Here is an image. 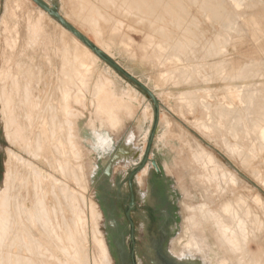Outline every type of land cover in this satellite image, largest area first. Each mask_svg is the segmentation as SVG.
<instances>
[{
  "label": "rangeland",
  "instance_id": "obj_1",
  "mask_svg": "<svg viewBox=\"0 0 264 264\" xmlns=\"http://www.w3.org/2000/svg\"><path fill=\"white\" fill-rule=\"evenodd\" d=\"M8 1L12 4L9 5ZM11 1L0 0V236L8 233L5 236L7 239L19 237L18 242H21L24 236L22 232L24 229L27 231L26 225H28L27 221L24 222L28 220L29 223L30 219L27 213H24L26 210L23 211V206L26 205L25 208H27L26 203L34 199L36 191L33 189H36L37 185V189L40 185L48 189L53 186L59 200L56 221L54 220L52 225V234L57 242L56 252L58 253V256L50 253L54 257V264H93V258L94 264H131L129 256L130 227L125 216L130 196L128 176L143 159L148 137L154 125L153 103L140 87L102 60L59 21L46 11L44 13V10L40 9L32 0H14L15 3ZM43 1L54 7L64 18L67 17L66 19L73 21L75 26L92 42L102 48L128 72L153 88L157 93V98L159 97L160 119L150 158L144 168L136 174L134 180L136 206L133 209L132 217L135 221L138 263L152 264L151 262L154 261L153 238L159 241L162 233L163 248L168 250L171 257L178 263L253 264L254 262V264H264V224L261 227L264 221V147H261V141H257V134L247 132V128L252 125L251 119L261 120L264 117L262 114V112L264 113V104H262V102L264 103V89H262L263 93L260 91L264 86L261 87V84L264 83V0H179L181 4L184 2V5L187 6L184 10L185 13L181 12L185 17L183 14L180 15L185 19L180 17L178 20H176L177 17L173 20L175 12L172 13V9L175 5L172 4L175 3L168 4V6L172 5L169 6L172 11L168 9L167 13L169 12L173 16L170 18L169 15L162 18L164 20H160L156 18L161 14L159 12H157L158 14L148 12L149 16L147 13L138 11L134 5L133 7L128 6V3L124 4V0H117L118 3L115 0L114 7L120 14L118 13L119 16H117L118 14L113 10V4L109 7V3H107L108 7H105L104 11H106L108 20L106 24V18L99 19V22L104 21V24L98 22L100 31L93 28L91 21L80 17V13L83 16L94 10L91 9L90 2L92 0H73L74 3L72 0ZM98 1L94 0L93 2L98 7L100 5L103 7ZM173 1L169 0L168 2ZM76 2L79 8H75L77 7ZM12 5L14 7H11ZM212 5L217 6V11ZM218 6H220L219 10ZM132 11L133 13H131ZM221 11L228 15H222L224 12ZM40 12H43L44 15L47 14L46 17ZM217 12L218 14H216ZM121 14L126 17L120 18V16L123 17ZM147 15L149 19H156L152 20L156 26L155 21L159 19L158 24H161L169 17L168 24L165 22L158 26H163L168 30V33L170 30L175 33L170 32L167 34L170 35L167 36L168 38L162 39V34L160 36L157 31L155 33V31L147 29ZM152 15L156 17L153 18ZM138 16L141 17L139 21ZM213 16H216L217 19ZM221 16H225V19ZM130 17H134V20ZM251 17H255V19ZM26 19L27 21H25ZM111 20H115V23L112 21V27H117L119 30L111 28ZM132 20H136L135 23L138 21L140 27L134 22L131 23ZM249 20H252L254 25ZM34 21L36 24H33ZM38 22L42 23L41 26L39 25L41 28L37 26ZM127 22L132 30L131 27L128 29ZM100 24L103 26L101 27ZM118 24L121 27L117 26ZM33 26L35 29H32ZM107 26L109 27L107 28ZM144 27L152 34L154 33L153 36L156 39L152 34L149 38V32L146 30V35ZM111 29L115 32L112 33ZM121 29L123 31L120 33ZM124 32L126 35L123 34ZM183 32L187 36L183 35ZM176 33H180L177 39L179 40L182 36L183 41L175 39ZM129 34L133 41L129 38ZM121 36L123 37L121 38ZM151 36L155 40H152ZM170 38L177 41L176 46L172 45L176 41L167 43ZM185 38L188 43L184 42ZM57 39L61 43L57 42ZM151 40L152 44H150ZM189 40L191 43L193 41V47H190ZM126 41L129 42L126 43ZM147 42L148 44H145ZM153 43L159 45L158 49ZM149 44L153 48H150ZM169 44L172 46L170 47ZM177 45L179 46L177 47ZM65 46L66 48L69 46L67 48L69 51L65 49ZM148 46L149 48H147ZM221 46H225L228 50ZM167 47H170L171 51L175 50L171 52L168 49L170 56ZM172 47L173 49H171ZM144 48H147L145 49L147 58H144ZM188 48H192V50ZM150 49L155 50L156 53ZM222 50L227 52L222 55ZM178 54L179 56L183 54L188 58L185 61V57L182 55L183 57H181L184 59L181 60ZM140 55H143L144 60ZM163 56H169V58L164 60ZM157 60H161L162 65ZM219 62H223L222 68H219ZM250 64L255 66L250 67ZM156 65L158 68L155 67ZM191 65H196L197 68ZM63 66L67 69L72 66L76 68L73 71L69 69V71L71 74L74 72V75H80L81 79L78 83H68L64 75L61 76ZM176 68L178 69L176 70ZM180 69L190 72H186L187 76H184V71ZM171 70L180 75L170 74ZM193 71L194 73H192ZM168 72L169 76L167 77ZM181 74L182 77L184 76L181 78L182 82L180 81ZM191 75L194 77L193 80ZM46 83L50 86H58V90L48 92L50 86ZM233 84L234 86H232ZM224 87L225 89L229 87V90L226 89L225 92ZM239 87L244 90L245 102L238 100L236 92L230 93L233 88ZM205 88L210 89L205 90ZM258 88L259 90H257ZM188 91L191 95L189 99L191 101L194 99L191 103L188 99L189 95L185 93ZM47 92L48 101L40 104L39 96L42 97L45 94V99ZM251 93L253 97L257 95L259 100L257 96H255L256 98L251 95H249L251 97L246 96ZM196 95L199 99H195ZM226 96L229 98L227 99ZM54 98L58 102L55 105ZM202 99L207 101L209 110L204 106L205 103ZM260 99L263 100L260 101ZM254 103H256L255 106ZM226 105L228 109L236 107L240 114L238 113L236 116L228 113L229 115L226 114L223 117L224 112H221L219 108H226ZM262 105L263 108H261ZM251 109H254V112L249 113L252 111ZM44 114H49L47 124L37 120ZM53 117L54 121L51 120ZM248 117L251 121H248ZM38 121H40V125L36 124ZM245 134L250 135V140H247L249 137H243L246 136ZM237 144L239 145L237 146ZM237 147L238 150L243 149L244 152L241 151V155L240 151L237 152ZM9 152L10 157L8 156ZM250 152L252 154L256 152V156L252 157ZM11 153L14 155L11 156ZM248 155L250 162H247L246 156ZM13 159H16L15 162ZM153 160H156L160 172H157L154 167ZM26 162H33L34 168H41L50 173L54 179L43 180L37 174L29 173L34 179L30 180V176L26 174H28L27 170L31 172V168L25 165ZM11 164H19L15 168L19 167L20 169L15 170L14 165L11 166ZM23 165L27 168L22 170ZM10 167L17 172L13 173L15 177L9 172H14ZM20 170L22 178L27 176V180L25 183L22 181V185L19 180L21 178ZM225 171L226 175H224ZM23 173L26 174L23 175ZM8 175L14 181H11V177ZM55 179L58 181L55 182ZM26 181L27 188H32V190L31 188L27 190L28 192L25 191ZM34 181H37V185L35 184L33 187ZM10 182L11 184L14 182V185L15 182H18V187H16L17 184L15 186L12 184L13 187H9ZM18 188L23 191H18L23 193L20 194L21 196H17ZM30 190L33 191V196ZM12 191H14L13 194L15 191L17 193L12 195ZM7 194L11 195L9 196L11 202ZM26 194L30 198L24 199ZM79 198L90 200L86 221L91 217L92 224L86 222L85 225V222L81 220L83 203L78 201ZM14 199L15 201L19 200V203ZM257 199H261V201H257ZM12 200L17 206L10 205V208L8 205L14 203ZM45 200L46 197H44ZM247 200L250 201L247 202ZM75 203L78 207L74 206ZM252 205L255 206L254 209ZM221 208H224L225 212ZM250 210L251 212H249ZM8 211H12V213L10 212V214ZM247 213L250 214L249 217ZM11 215L16 217V222L14 220L11 222ZM23 216L26 218L24 217V219ZM235 216L238 217V220L234 218ZM253 216L259 219H255ZM216 217L223 218L232 226L234 225L235 230H233L237 235L233 233L238 240V246H235V249L229 248L227 244L224 248L219 246L217 240L219 237L221 241L225 243L227 241L224 239L220 224L216 223ZM256 220L257 222H254ZM9 221L13 223V228ZM19 221L23 229L16 228V226L20 227L19 224H16ZM236 221H240L242 224L243 221H246L244 225L249 226L246 229L250 233L247 231L244 233L240 227L243 225ZM238 225H240L239 228ZM257 225H261L260 230ZM235 226L237 227L235 228ZM5 227L10 228L7 229L9 232L4 231ZM245 227L243 226V230H246ZM210 228L215 229L213 234ZM18 229L19 231H17ZM10 230L12 232L15 230V236ZM93 230H95L94 234ZM238 233H241L240 237ZM3 236L1 237L3 238ZM5 237L4 240H6ZM1 251L0 249V264H3L1 256L4 252L1 253ZM182 252L184 253L182 254ZM252 252H259V255L252 256ZM206 258L208 263L204 261ZM5 260L3 259L4 264H11ZM17 264L22 263L18 262Z\"/></svg>",
  "mask_w": 264,
  "mask_h": 264
},
{
  "label": "bare ground",
  "instance_id": "obj_2",
  "mask_svg": "<svg viewBox=\"0 0 264 264\" xmlns=\"http://www.w3.org/2000/svg\"><path fill=\"white\" fill-rule=\"evenodd\" d=\"M11 1V0H10ZM16 1V0H15ZM15 1L14 0H12L11 2H14L15 3ZM74 1H76V0H74ZM85 1V0H84ZM94 0H92V2H93ZM117 1V0H116ZM119 1V0H118ZM118 1H117V3H118ZM121 1V0H120ZM169 0H124L123 2H124V4H126V3H128L127 5L128 6H135V8L138 10V11H140V12H144V13H147L148 15H149V13L151 14H154L155 12L157 13V12H159V13H161V14H159L158 15V17H156V16H153V18H159L160 20H164V19H162V18H164V17H166V16H169L170 15V13L168 12L167 13V11H168V9H169V11L171 10L170 9V7L172 6V5H175L174 6V9H172L171 11H172V13L173 12H175V13H173L174 14V16H173V20H175L176 19V17H177V19L176 20H178V18H180L181 16L180 15H182L183 14V16H184V10H186V6L184 5V2L181 4L180 3V1L179 0H174L173 2H168ZM9 2V1H8ZM78 2V1H77ZM77 2H76V6L77 7H75V8H79L78 7V4H77ZM87 2H90V1H87ZM87 2H84V3H87ZM90 2V4L92 5V8L91 9H94V10H91V12H90V14H86V15H83V16H81V13H80V17H84L85 19H87V20H89V21H91L92 22V26H93V28L94 29H96V30H98V31H100L101 29L99 28V23H101V22H103L102 24H104V21H100L99 22V19L100 18H102L103 20H104V18H106L105 20V22H106V24H107V16H106V11H104L106 8L105 7H111L110 5H112L113 7H114V4H116V2H115V0H99L98 2H100V4H102V6L103 7H101V5H100V7H98L97 5H96V3L95 2ZM194 2H196V1H194ZM224 2V1H223ZM72 3H74L73 2V0H72ZM80 3V2H79ZM107 3H109V5L107 6ZM111 3V4H110ZM120 4H121V2H119ZM171 3H175V4H172L170 7L168 6V4H171ZM210 3H212V2H210ZM210 3H209V7L211 8V6H210ZM220 3H222V2H220ZM234 3V2H233ZM12 4V3H11ZM10 4V2H9V5H11ZM16 4H17V2H16ZM186 4V3H185ZM189 4H190V1H189ZM223 4H225V3H223ZM80 5V4H79ZM86 5H88V4H86ZM122 5V4H121ZM120 5V6H121ZM127 5L125 6L126 7V9H127ZM191 5V4H190ZM205 5V4H204ZM206 5H208V4H206ZM219 5V4H218ZM75 6V5H74ZM124 6V5H123ZM133 6V7H134ZM212 6H214V5H212ZM241 6V5H240ZM11 7H14L13 5L11 6ZM83 7H84V5H83ZM89 8H90V6H88ZM176 7V8H175ZM199 7H201V6H199ZM220 6H218V10L220 9L219 8ZM229 7V6H228ZM86 8V7H85ZM185 8V9H184ZM210 8H207V9H210ZM214 8L216 9V11H217V6L215 5L214 6ZM41 9V8H40ZM122 9V8H121ZM129 9H130V7H129ZM176 9V10H175ZM187 9H188V7H187ZM200 9V8H199ZM222 9H224V8H222ZM43 10V9H42ZM80 11H81V9H79ZM83 11H84V8L82 9ZM113 10H115L114 12L115 13H117L116 12V10L117 9H115V7H114V9ZM137 10H136V12H137ZM189 10V9H188ZM202 10V9H201ZM225 10V9H224ZM228 10V9H227ZM238 10V9H237ZM236 10V11H237ZM86 11V10H85ZM88 11H89V9H88ZM108 12V11H107ZM123 12V11H122ZM149 12V13H148ZM181 12H184V13H182L181 14ZM189 12H190V10H189ZM198 12V11H197ZM213 12H214V10H213ZM221 12H224V11H221ZM227 12V11H226ZM233 12V11H232ZM41 13V12H40ZM43 13V12H42ZM42 13H41V15H42ZM44 13H46L45 11H44ZM44 13H43V15H44ZM118 13H119V11H118ZM117 13V14H118ZM131 13H133V11L131 12ZM139 13V12H138ZM178 13H180V14H178ZM215 13V12H214ZM120 14V13H119ZM119 14L117 15V16H119ZM135 14H137V13H135ZM158 14V13H157ZM187 14V13H186ZM185 14V15H186ZM216 14H218V12L216 13ZM220 14V13H219ZM223 14H225V12L224 13H222V15ZM46 15L47 14H45L44 16L46 17ZM109 15H110V13H109ZM123 17H121L120 16V18H124V14H121ZM132 15V14H131ZM139 16H140V14H138ZM144 15V14H143ZM146 15V14H145ZM144 15V16H145ZM148 15L146 16V18H148V19H146L147 20V24H146V22L145 21H142L141 20V22H145V24H146V27H147V25H148V27H147V29L148 30H151V31H155V33H156V31H157V34L158 35H160L161 36V34L163 35V37H162V39H165V37H169L170 35H167V34H169L170 32L171 33H175L174 31H172V30H170L169 31V33H168V30H166L165 28H163V26L162 27H159L158 25L160 24H158V21H159V19H158V21H155L156 23H157V26L159 27H157L156 25H154V21H152V20H156V19H149V17H148ZM156 15V14H155ZM213 15V14H212ZM226 15V14H225ZM227 15H228V13H227ZM226 15V16H227ZM230 15V14H229ZM111 16H112V14H111ZM134 16V15H133ZM138 16V21L141 19V17H139ZM150 16V15H149ZM171 15L169 16L170 18L172 17ZM210 16V15H209ZM219 16V15H218ZM25 17V16H24ZM29 17V16H28ZM113 17V16H112ZM111 17V18H112ZM126 17V16H125ZM134 17H136V16H134ZM134 17H130V19L131 18H133V20H134ZM168 17V18H169ZM185 17V16H184ZM193 17V16H192ZM213 17H215L216 18V16H213ZM221 17H225V16H221ZM220 17V18H221ZM32 18V17H31ZM67 18V17H66ZM116 18V17H115ZM119 18V17H118ZM128 18H129V16H128ZM144 18V17H143ZM142 18V19H143ZM167 18V19H168ZM182 18V17H181ZM186 18H187V16H186ZM189 18V17H188ZM195 18V17H194ZM193 18V19H194ZM222 18V19H223ZM229 18H231V17H229ZM252 18V17H251ZM251 18H249V19H251ZM29 19H30V17H29ZM113 19H114V17H113ZM136 19V20H137ZM167 19H165L166 21V23H167ZM182 19H185V18H182ZM196 19V18H195ZM217 19V18H216ZM225 19V18H224ZM223 19V20H224ZM252 19H255V17L254 18H252ZM256 19H257V17H256ZM15 20V19H14ZM17 20V19H16ZM35 21H37L36 19H34ZM39 20V19H38ZM41 20V19H40ZM66 20H68L71 24H73L74 26H75V23L73 22V21H71L70 19H66ZM101 20V19H100ZM124 20V19H123ZM131 21V23L132 22H134L135 23V21ZM211 20V19H210ZM232 20V19H231ZM25 21H27V19L25 20ZM24 21V22H25ZM33 22V24L35 23L36 24V22ZM112 21L113 20H111V24L109 23L110 21H108V24H110L111 25V28L112 29H116L117 27H112ZM125 21H127V19H125ZM138 21H137V23H135L136 25L138 24L139 25V23H138ZM197 21V20H196ZM249 21H251L252 23H253V21L252 20H249ZM248 21V22H249ZM15 22H17V21H15ZM40 22V21H39ZM38 22V23H39ZM42 22V21H41ZM99 22V23H98ZM114 23H115V20L113 21ZM161 22V21H160ZM165 22H162V23H165ZM169 22V21H168ZM258 22V21H257ZM26 23V22H25ZM130 23V24H131ZM161 23V24H162ZM252 23H250L251 25H252ZM18 24V23H17ZM30 24V23H29ZM40 24H42V23H39L37 26L39 27V25ZM106 24H105V27H106ZM123 23H121V25H122ZM127 24V26L129 25V23L127 22L126 23ZM142 24V23H141ZM145 24H143L144 26H145ZM160 24V25H161ZM168 24V23H167ZM166 24V25H167ZM192 24V23H191ZM247 24V23H246ZM261 24V23H260ZM16 25V24H15ZM27 25V24H26ZM26 25H23V26H26ZM101 25V24H100ZM115 25V24H114ZM113 25V26H114ZM124 25V24H123ZM171 25V24H170ZM173 25V24H172ZM175 25V24H174ZM177 25H179L178 23H177ZM248 25V24H247ZM253 25H254V23H253ZM28 26V25H27ZM41 26V25H40ZM103 25H101V27H102ZM117 26H120V24H118ZM125 26V25H124ZM142 26V25H141ZM158 28H156V27ZM168 26V25H167ZM181 26V25H180ZM20 27H22V26H20ZM31 27V26H30ZM76 27V26H75ZM109 26H107V28H108ZM121 27V26H120ZM123 27V26H122ZM131 26H128V29L130 28ZM134 27H136V26H134ZM138 27H140V25L138 26ZM143 27V26H142ZM146 27H144L143 29H144V31H146L147 29H145ZM182 27V26H181ZM39 28H41V27H39ZM76 28H78V27H76ZM173 28V27H172ZM184 28V27H183ZM18 29V28H17ZM32 29H35L34 28V26L32 27ZM79 29V28H78ZM111 29V30H112ZM114 29V30H115ZM118 29V28H117ZM123 29V28H122ZM120 30V33L123 31V30ZM131 30H132V27L130 28ZM136 29H138V28H136ZM141 29V28H140ZM167 29H168V27H167ZM182 29V28H181ZM180 29V30H181ZM80 30V29H79ZM103 30V29H102ZM114 30H112L111 32L112 33H114L115 31ZM119 30V29H118ZM126 30H127V28H126ZM131 30H129V31H131ZM147 30V31H148ZM37 31V30H36ZM35 31V32H36ZM81 31V30H80ZM114 31V32H113ZM139 31V30H138ZM143 31V32H144ZM147 31H146V35H147ZM151 31H148L149 32V35H148V37L150 36V34H152V32ZM16 32L18 33V31L16 30ZM33 32V31H32ZM117 32V31H116ZM126 32V31H125ZM123 33L124 35H126V33ZM134 32H135V30H134ZM151 32V33H150ZM179 32V31H178ZM111 33V34H112ZM117 33H119V31L117 32ZM142 33V32H141ZM211 33V32H210ZM128 34V33H127ZM143 34V33H142ZM154 34V33H153ZM153 34H152V36H153ZM180 33H176V35L177 36H175L176 38L175 39H177V37L178 36H180L179 35ZM113 35V34H112ZM117 35H119V34H117ZM145 35V36H146ZM183 35H186V33L184 34V32H183ZM129 36H130V34H129ZM152 36H151V39H152ZM160 36H159V38H160ZM171 36H173V34H171ZM187 36V35H186ZM186 36H184V37H186ZM75 37V36H74ZM123 36H121V38H122ZM125 37V36H124ZM134 37V36H133ZM138 36H136V38H137ZM147 37V39H149ZM154 37V36H153ZM167 37V38H168ZM126 38V37H125ZM130 39H131V36L129 37ZM143 38H145L146 39V37H143ZM155 38V37H154ZM152 39V40H155V39ZM183 37L181 36L180 37V39H182ZM59 39V38H58ZM57 39V42H59V40ZM138 39V38H137ZM161 39V40H162ZM173 38H170V40L168 39L167 41V43H169V41H172V42H174V41H176L175 39H174V41L172 40ZM178 40V41H180L181 42V40ZM184 39V38H183ZM183 39H182V41H183ZM121 40V39H120ZM124 40V38L122 39V41ZM132 41H133V39H131ZM130 40V41H131ZM152 40H151V42H150V44H152ZM230 41L232 40V39H229ZM149 41H150V39H149ZM164 41V40H163ZM190 41V40H189ZM212 41V40H211ZM210 41V42H211ZM216 41V40H215ZM233 42H234V40H232ZM253 41V40H252ZM125 42V41H124ZM127 42H129V41H126V43ZM146 42V41H145ZM158 42V41H157ZM179 42V43H180ZM184 42H187L186 41V38H185V41ZM184 42H183V44H184ZM196 42V41H195ZM217 42H219V40H217ZM217 42H215V43H217ZM232 42V43H233ZM59 43H61V41L59 42ZM66 43V42H65ZM126 43H125V45H126ZM167 43L165 44V47L167 46ZM171 43V42H170ZM175 43H177V41L176 42H174V43H172V45L174 44L175 45ZM178 43V44H179ZM188 43V42H187ZM186 43V44H187ZM190 43H191V41H190ZM192 43H193V41H192ZM191 43V46L190 47H193L194 45ZM197 43V42H196ZM212 43V42H211ZM231 43V42H230ZM231 43V44H232ZM67 44V43H66ZM129 44V43H128ZM133 44V43H132ZM145 44H148V42L147 43H145ZM149 44V45H150ZM154 44V43H153ZM182 44V43H181ZM195 44V43H194ZM212 44H214V42L212 43ZM140 45V44H139ZM143 45V44H142ZM141 45V46H142ZM155 45V44H154ZM171 45V46H172ZM193 45V46H192ZM230 45V44H229ZM147 46V45H146ZM157 46V47H156ZM158 46L159 45H155V47H156V49H158ZM164 46V45H163ZM169 46H170V44H169ZM170 46V47H171ZM176 46V45H175ZM174 46V48H175V50H176V47ZM179 45H177V47H178ZM187 46V45H186ZM214 46V45H213ZM69 46H67V48H68ZM128 47H130L129 45H128ZM128 47H127V49H128ZM132 47V46H131ZM139 47V46H138ZM144 47V46H143ZM142 47V48H143ZM152 46L150 45V48H151ZM154 47V48H155ZM169 47V48H170ZM197 47V46H196ZM219 48H220V46H218ZM217 47V48H218ZM221 47H223V48H225V46H221ZM66 48V46H65V49L67 50V51H69L68 49ZM141 48V49H142ZM147 48H149V46L147 47ZM147 48H144V51H145V53H144V58H147L145 55H146V50L145 49H147ZM153 48V47H152ZM168 47H167V52H168V49H169ZM183 48L184 49H186V47H184L183 46ZM218 48V49H219ZM87 49H89V48H87ZM102 49V48H101ZM131 49V48H130ZM139 49V48H138ZM159 49H160V47H159ZM166 49V48H165ZM171 49H173V47L171 48ZM177 49H179V48H177ZM182 49V48H181ZM184 49H183V51H184ZM188 49H190V50H192V48H188ZM222 49V48H221ZM225 49H227V48H225ZM90 50V49H89ZM103 50V49H102ZM132 50H135V49H133L132 48ZM149 50V49H148ZM151 50V49H150ZM161 50V49H160ZM159 50V51H160ZM170 50V49H169ZM174 50V51H175ZM180 50V49H179ZM187 50V49H186ZM228 50V49H227ZM91 51V50H90ZM104 51V50H103ZM139 51V50H138ZM151 51H153V50H151ZM171 51V50H170ZM174 51H171V52H174ZM182 51V52H183ZM188 51V50H187ZM186 51V52H187ZM264 51V50H263ZM134 52V51H133ZM153 52H155V50L153 51ZM185 52V53H186ZM219 52V51H218ZM217 52V53H218ZM221 52H223V50L221 51ZM225 52V51H224ZM224 52H223V54L222 55H224ZM227 52V51H226ZM225 52V53H226ZM135 53V52H134ZM156 53V52H155ZM176 53V52H175ZM179 53V52H178ZM189 53V52H188ZM220 53V52H219ZM218 53V54H219ZM153 54V53H152ZM152 54H151V56H152ZM164 54L166 55V51L164 52ZM171 54V53H170ZM190 54V53H189ZM189 54H187V55H189ZM217 54V55H218ZM153 55H155V54H153ZM168 55H169V52H168ZM181 56L183 55V54H180ZM220 55H221V53H220ZM141 56V58H142V56L143 55H140ZM159 56V55H158ZM161 56V55H160ZM170 56V55H169ZM169 56H167L168 58H169ZM175 56V55H174ZM178 56H179V54H178ZM181 56H179V57H181ZM184 56V55H183ZM182 56V57H183ZM190 57H192L191 55H189ZM219 56V55H218ZM153 57V56H152ZM155 57V56H154ZM157 57V56H156ZM155 57V58H156ZM163 57H165L164 58V60L167 58L166 56H163ZM176 57H177V55H176ZM181 57V60H183L184 58H182ZM185 57V56H184ZM222 57V56H221ZM188 57H185V61H186V59H187ZM250 58V57H249ZM254 58V57H253ZM143 59V58H142ZM157 59H159L158 57H157ZM144 60V59H143ZM148 60V59H147ZM152 60H155V59H152ZM163 60V59H162ZM163 60V62H165ZM189 60V59H188ZM187 60V61H188ZM191 60V59H190ZM146 61V60H145ZM158 61V60H157ZM160 61V62H159ZM158 61V63H160V65H162V63H161V60H159ZM192 61V60H191ZM226 61V60H225ZM154 62H156V61H154ZM223 62H219V68H222V66H224L223 64H222ZM250 63V62H249ZM227 64H229V63H227ZM251 64H253V63H251ZM250 64V67L251 66H255V65H251ZM153 65H154V63H153ZM159 65V66H160ZM226 65V64H225ZM231 65V64H230ZM188 66V65H187ZM191 66H193L194 68L196 67V65H191ZM248 66V65H247ZM155 67H157L158 68V66L156 65ZM197 68V67H196ZM218 68V69H219ZM233 68H235V67H233ZM58 69V68H57ZM69 69H71L70 71H73V69L75 70L76 68L74 67L73 68V66L72 67H70ZM69 69H67L66 67H64L63 66V68H61V72H62V74H61V72H60V74H61V76L62 75H64V78H65V80L68 82V83H73V84H75V83H78L79 82V80L81 79V77L79 78V76H77V75H74V72L71 74L70 73V71H69ZM178 68H176V70H177ZM185 69V68H184ZM66 70V71H65ZM175 70V71H176ZM180 70H182V69H180ZM189 70V69H188ZM166 71V70H165ZM168 71V70H167ZM182 71H184V70H182ZM181 71V72H182ZM195 71V70H194ZM194 71L192 72V73H194ZM199 71V70H198ZM186 72H188V71H186ZM186 72L184 71L183 73H185V74H183L184 76L186 75ZM190 72V71H189ZM188 72V73H189ZM172 73V75H174L175 73L177 74V75H180V74H178L177 72H175L174 73V71H170V74ZM174 73V74H173ZM180 73V72H179ZM187 73V74H188ZM197 73H199V72H197ZM78 74V73H77ZM176 74H175V76H176ZM167 75V74H166ZM189 75V74H188ZM77 76V77H76ZM169 76V72H168V75H167V77ZM174 76V77H175ZM184 76L182 77V74H181V76H180V81L182 82V79L181 78H184ZM187 76V75H186ZM192 76V75H191ZM190 76V77H191ZM200 76H202V74H200ZM173 77V76H172ZM166 78V77H165ZM170 78V77H169ZM193 76H192V80H193ZM200 78H202V77H200ZM176 79H178V78H176ZM259 79V78H258ZM189 80H190V78H189ZM176 81V80H175ZM178 81V80H177ZM180 81H178V82H180ZM187 81V80H186ZM191 81V80H190ZM197 81V80H196ZM172 82V81H171ZM177 82V83H178ZM183 82H185V81H183ZM187 82H189V81H187ZM260 82H262V81H260ZM263 83V82H262ZM44 84V83H43ZM46 84H48V83H46ZM45 84V85H46ZM51 84H53V83H51ZM246 84V83H245ZM260 84V83H259ZM49 85V84H48ZM147 85V84H146ZM179 85H180V83H179ZM182 85V84H181ZM231 85V84H230ZM241 85V84H240ZM248 85V84H247ZM262 85H264V83L263 84H261V87H262ZM50 86V85H49ZM228 86V85H227ZM232 86H234V84L232 85ZM245 86V85H244ZM56 87V88H55ZM149 87V86H148ZM229 87H231V86H229ZM229 87H227L226 89H228L229 90ZM235 87H236V84H235ZM241 87H243V86H241ZM241 87H239V88H233V90H231L230 91V93H232V92H236L237 93V96H238V100L240 101H242V102H245L244 101V90H242V88ZM153 92H154V94L156 95V97H157V93H156V91L153 89V88H151V87H149ZM245 88V87H244ZM203 89V88H202ZM208 89H210V88H208ZM208 89H206L205 88V90H208ZM224 89H225V87H224ZM226 89H225V92H226ZM262 89H264V86H263V88H261L260 89V91L262 92ZM56 90H58V86H50L49 87V90H48V92H50V91H56ZM197 90H198V88H197ZM257 90H259V88L257 89ZM256 90V91H257ZM41 91V90H40ZM183 91V90H182ZM187 91V90H186ZM195 91V90H194ZM210 91V90H209ZM42 92V91H41ZM40 92V93H41ZM48 92H47V96H46V98L44 99V97H45V94L41 97V95L39 96V99L41 98V100L39 101L38 100V102H40V104H42V103H44V102H46V101H48ZM197 92V91H196ZM264 92V91H263ZM262 92V93H263ZM95 93H96V91H95ZM186 94H188L189 95V97H188V99L191 97V95L189 94L190 92L188 91V92H185ZM255 93V92H254ZM257 93V92H256ZM255 93V94H256ZM197 94V93H196ZM258 94V93H257ZM38 95H39V93H38ZM198 95V94H197ZM197 95H196V97H195V99H199V98H197ZM206 95V94H205ZM249 95H251L252 96V93L251 94H248V95H246V96H249ZM259 95V94H258ZM260 95H261V93H260ZM30 96V95H29ZM199 96V95H198ZM228 96V95H227ZM226 96V97H227ZM251 96H249V97H251ZM255 96H257V95H255ZM254 96V97H255ZM262 96H263V94H262ZM261 96V97H262ZM36 97H37V95H36ZM211 97H213V96H211ZM244 97V98H243ZM253 97V96H252ZM253 97V98H254ZM31 98H33V97H31ZM159 98V97H158ZM192 98H194V96H192ZM229 97H227V99H228ZM248 98V97H247ZM252 98V100H255V99H253ZM256 98V97H255ZM259 97L257 96V99H258ZM264 99V98H263ZM263 99H260V101L261 100H263ZM28 100V99H27ZM190 100V99H189ZM203 100V99H202ZM259 100V99H258ZM118 101V100H117ZM117 101H116V103H117ZM193 101H194V99H193ZM193 101H191L190 100V103L191 102H193ZM196 101V100H195ZM204 101V103H205V105L204 106H206L207 108L209 107L208 106V104L205 102V100H203ZM229 101H230V99H229ZM32 102V101H31ZM31 102H30V104H31ZM123 102V101H122ZM198 102V101H197ZM197 102H195V103H197ZM253 102V101H252ZM254 102H256V101H254ZM258 102V101H257ZM256 102V103H257ZM28 103H29V101H28ZM58 102H57V100L54 98V105L55 104H57ZM121 103V101L119 102V104ZM256 103H254V106H255V104ZM259 103V102H258ZM261 103V102H260ZM262 104H264L263 102H262ZM192 105V104H191ZM193 105H195V104H193ZM192 105V106H193ZM201 105H203V103L202 104H200V106ZM220 106L222 105L221 104V102H220V104H219ZM224 105V104H223ZM219 106V107H220ZM243 106V105H242ZM43 107V106H42ZM116 107H117V105H116ZM202 107V106H201ZM205 107V108H206ZM200 108V107H199ZM227 108V109H226ZM226 108L224 107H222V108H219V109H221V112H224V114H223V117H225L226 116V114L227 115H229L228 113H230V115H232V114H235L236 116H237V114L239 113L240 114V112H238V109L235 107H233V109H230V108H232V107H230L229 109H228V107H227V105H226ZM259 108V107H258ZM261 108H263V105L261 106ZM223 109V110H222ZM255 109V108H254ZM254 109L251 111V112H249V113H252V112H254ZM257 109V108H256ZM260 109V108H259ZM120 110V109H119ZM190 110V109H189ZM193 110H194V108H193ZM208 110H209V108H208ZM39 115H41L40 113H38ZM37 114V116L38 117H40L39 115ZM112 114V113H111ZM116 114V113H115ZM262 114L264 115V113L262 112ZM118 115V114H117ZM137 115V114H136ZM221 115H222V113H221ZM254 115V114H253ZM27 116H28V114H27ZM37 116H36V118H37ZM119 116V115H118ZM261 116V115H260ZM135 117V116H134ZM259 117V116H258ZM228 118V117H227ZM233 118H235V117H233ZM250 117H248V121L250 120L249 119ZM262 118V117H261ZM40 120L41 121V123L43 122L44 124H47V122L49 121V114H44V116L43 117H41V118H37V120ZM52 121H54V117L51 119ZM119 120V119H118ZM122 120V119H121ZM252 120V125H251V127H248L247 128V132H249V134H257V141L259 140V141H261V143H262V148L264 147V117L261 119V120H259V119H251ZM250 120V121H251ZM40 121H38V123H36V124H41V123H39ZM249 125H250V123H249ZM38 126V125H37ZM41 127V126H40ZM47 131H49L48 129H46ZM10 131V130H9ZM14 131V130H13ZM12 131V132H13ZM34 131V130H33ZM10 134V133H9ZM246 135V134H245ZM11 136V135H10ZM37 136V135H36ZM243 136V135H242ZM250 136V135H249ZM249 136H243V137H249ZM254 136V135H253ZM12 137V136H11ZM38 137V136H37ZM242 137V138H243ZM252 137V136H251ZM255 137V136H254ZM236 138V137H235ZM234 138V139H235ZM14 139V138H13ZM256 139H254V141L256 142ZM237 140V139H236ZM239 140V139H238ZM247 140H250V137H249V139H247ZM252 141V140H251ZM260 144V143H259ZM239 144H237V146H238ZM230 146H231V144H230ZM242 146V145H241ZM241 146H239V147H241ZM249 146V145H248ZM256 146V145H255ZM259 146V148H261ZM233 147H234V145H233ZM256 147H258V146H256ZM256 147H255V149H256ZM236 148V147H235ZM245 148V147H244ZM250 148H251V146H250ZM254 149V146H253V148H252V150ZM237 150H238V147H237ZM243 150V149H242ZM241 149H239L237 152L239 153V151H240V155L242 154V152H244V151H242ZM257 150H258V148H257ZM242 151V152H241ZM255 150H253V152H254ZM259 151H261V150H259ZM14 152V151H13ZM257 152V151H256ZM256 152L254 153V154H252L251 152V154L250 155H253L252 157H254V156H256ZM263 152V151H262ZM9 154H10V152L8 153V156H9ZM12 154L13 153H11V156H12ZM18 154V153H17ZM16 154V157L18 156V155H20V154H18L17 155ZM249 154V153H248ZM258 154V153H257ZM14 155V154H13ZM239 155V154H238ZM245 155H247L246 153H245ZM38 156V155H37ZM10 157V156H9ZM15 157V158H16ZM247 157V162H250L249 160H248V158H249V155L248 156H246ZM252 157H250V158H252ZM258 157H260L259 155H258ZM12 158V157H11ZM14 158V157H13ZM38 158V157H37ZM240 158H241V156H240ZM244 158V157H243ZM256 158V157H255ZM17 159V158H16ZM15 159V160H16ZM21 159H22V157H21ZM21 159H19V161H22ZM12 160V159H11ZM15 160L13 159V161L15 162ZM18 160V159H17ZM23 160H25V159H23ZM252 160V159H251ZM26 161V160H25ZM245 161H246V159H245ZM252 161H254V160H252ZM13 162V163H14ZM18 162V161H17ZM32 163L33 162H31V163H29V162H26L25 163V165L27 166V167H29V168H31V172H29V170H27V173L28 174H26V173H23V175L24 174H26V175H28V176H30V180H34V179H32V177L33 176H31L32 174H29V173H33V174H37L38 176H40L43 180H48V179H54L53 177H52V175L50 174V173H47L46 171H44V170H42L41 168H34L33 166H32ZM21 164H22V162H21ZM14 165V164H13ZM12 164H11V166H13ZM19 164H16V165H14V169L16 170V169H18L19 167H17V168H15V166H18ZM25 165H23V167H21L22 168V170L24 169V168H27ZM10 168H12V167H10ZM10 168H8V169H10ZM13 168L11 169V170H13ZM20 169V168H19ZM15 170H13L14 172H12V171H9V172H11L12 173V176L15 174V173H17V172H15ZM32 170H33V172H32ZM18 171V170H17ZM8 171H7V174L9 173ZM22 171L20 170V172H19V174L21 173ZM23 172H26V171H23ZM14 173V174H13ZM223 174V173H222ZM227 173H226V171H225V174L224 175H226ZM11 175V174H10ZM10 175H8V176H10ZM230 175V174H229ZM20 177L22 176V173L19 175ZM11 177V176H10ZM13 177H15V175L13 176ZM25 176H23V180L21 179V178H19V180H21V182H20V185H22V181L25 183V180H27L26 178H27V176L24 178ZM232 177V176H231ZM229 178V177H228ZM227 178V179H228ZM233 178V177H232ZM12 179V177L10 178V180ZM40 179V178H39ZM38 179V180H39ZM35 180H36V178H35ZM37 180V181H38ZM41 180V179H40ZM11 181H14V180H11ZM37 181H34L35 183L33 184V187H34V185L36 184L37 185ZM58 180H56L55 179V182H57ZM30 182V181H29ZM14 183V182H13ZM12 183V184H13ZM16 184V187H18V182H15ZM24 183H23V185H24ZM33 183V182H32ZM10 184H11V182H10ZM12 184L9 186V187H13L12 186ZM38 184L40 185V183H39V181H38ZM14 185V184H13ZM14 185V186H15ZM27 185V181H26V184H25V186ZM28 186V185H27ZM27 186H26V188H27ZM20 187V186H19ZM30 187V186H29ZM37 187H38V185H37ZM37 187H35L36 189H37ZM22 188H23V186H22ZM25 188V187H24ZM25 188V191H27V190H29L28 188L26 189ZM55 187H53L52 186V188L51 189H48L47 187H43V186H41L40 185V187L36 190V189H33V190H35L36 192H35V194L34 193H32L33 191H31L32 190V188H31V192L30 193H32V196H33V194H34V199L33 198H31V199H33V200H27V201H25V202H27L26 204H27V208H25L26 207V205L25 206H23L24 208H23V211H24V209L27 211L28 210V212H24V213H27V215H28V217L30 218L29 219V223H28V220H25V222L24 223H26V221H27V224L28 225H26V229H27V231H25V229H24V231L22 232L23 234H24V236H23V239H21L22 241L21 242H18V240H19V237L18 238H8L7 239V237H5V236H7L8 235V233L7 232H9V231H7V229L8 228H6L5 227V229H4V231H7L6 233H7V235H5V234H3V235H1V236H3V238L1 239V242H0V249L2 250L1 251V253L2 252H4V253H2V262H3V264H4V261H3V259H6L7 261H9V262H11V264H17L18 262H21L22 264H54V257L50 254V253H54L55 255H57L58 256V253L56 252V249H57V242H55V236H53V234H52V230H53V228H52V225H53V223H54V220L56 221V209H58L59 207H58V202H59V200L57 199V196H56V190L54 189ZM9 189H12V188H9ZM14 189H15V187H14ZM19 190H16L17 192L18 191H21L20 190V188H18ZM10 191V190H9ZM8 191V192H9ZM15 191V194L17 193ZM7 192V193H8ZM13 192L14 191H12V195H15V194H13ZM21 192H23V191H21ZM28 192V191H27ZM26 192V193H27ZM9 193H11V192H9ZM19 193V194H18ZM17 193V196L18 195H20V194H23V193H20V192H18ZM25 195V194H24ZM28 194H26V196L25 197H23V195H22V197L25 199L26 197H28L27 196ZM30 195V194H29ZM36 195V196H35ZM248 195H249V193H248ZM247 195V196H248ZM9 196H11V195H9V194H7V197H9ZM21 196V195H20ZM19 196V197H20ZM31 196V195H30ZM252 196H254V195H252ZM13 198H15L16 199V197H14V196H12ZM44 197H46V200L44 201ZM87 197V196H86ZM249 197V196H248ZM12 198V199H13ZM28 198H30V197H28ZM254 198V197H253ZM258 198V197H257ZM8 199H10V197L8 198ZM15 199H14V201H15ZM19 199V198H18ZM27 199V198H26ZM251 199H252V197H251ZM255 199V198H254ZM258 200H260L261 201V199H257V201ZM13 201V200H12ZM13 201V202H14ZM17 202L19 201V200H16ZM15 201V202H16ZM78 201L79 202H81V203H83L82 204V206H83V216L81 217V220L82 221H84L85 222V225H86V222H88L89 224H92V220H91V217H90V219L88 220V221H86L87 220V218H88V207H89V205H90V200L89 201H87L86 200V198H83L82 200L79 198L78 199ZM248 201H250V200H247V202ZM10 202H11V199H10ZM9 202V203H10ZM15 202L12 204H9L8 206L11 208V206L10 205H14V207H16L17 206V204H15ZM254 202H255V200H254ZM19 203V202H18ZM85 203V204H84ZM227 203V202H226ZM229 203V202H228ZM232 203V202H231ZM16 205V206H15ZM29 205H31L30 207H29ZM226 205V204H225ZM229 205V204H228ZM253 205H254V203H253ZM253 205H252V207H253ZM257 205V204H256ZM74 206H76V207H78V205L75 203L74 204ZM85 206V207H84ZM224 206V205H223ZM227 206V205H226ZM226 206H224V207H226ZM249 206V205H248ZM13 207V206H12ZM75 207V208H76ZM222 207V206H221ZM228 207V206H227ZM226 207V208H227ZM255 207V206H254ZM254 207H253V209H254ZM249 208H251L250 206H249ZM258 208V207H257ZM224 209V208H223ZM222 208H221V210H223ZM228 209H226V211H227ZM224 211V210H223ZM256 211V210H255ZM258 211V210H257ZM9 212V211H8ZM7 212V214H9L10 212L12 213V211H10L9 213ZM225 212V211H224ZM228 212V211H227ZM249 212H251V210L249 211ZM253 212V211H252ZM10 213V214H11ZM255 212H253V214H254ZM258 213V212H257ZM9 214V215H10ZM232 214V213H231ZM248 214V213H247ZM249 215L250 214H248V217H249ZM254 215H256V214H254ZM258 216L257 217H259V214H257ZM7 216V215H6ZM12 217H14L13 215H11ZM233 216V215H232ZM10 217V216H9ZM8 217V218H9ZM12 217H10V220H11V222H12V220H14L15 222L17 221V219L15 220V218L16 217H14V219H11ZM25 216H23V218H24ZM219 217V216H218ZM253 217H255V219H259V218H257L256 216H253ZM26 218V217H25ZM24 218V219H25ZM217 218V217H216ZM234 218H236V216L234 217ZM238 218V217H237ZM236 218V220H238ZM24 219H22L23 221H24ZM94 220H95V217L93 218ZM220 219V220H219ZM242 219V218H241ZM264 219V218H263ZM243 220H244V218H243ZM262 220V219H261ZM259 221V220H258ZM263 221V220H262ZM262 221H259V222H262ZM10 222V221H9ZM10 222V224H11V226L13 225V223H11ZM22 222V221H21ZM58 222V221H57ZM236 222H238V221H236ZM240 222V221H239ZM238 222V223H239ZM246 221H243V224H242V222H240L241 223V225H243V226H246L245 227V229L246 228H248L249 226H247L246 224L244 225V223H245ZM254 222H257V220L256 221H254ZM258 222V223H259ZM23 223V222H22ZM23 223V224H24ZM216 223L217 224H220V226H221V231L223 232V235H224V239H225V241H227L226 243L224 242V241H221L219 238H218V234H217V240H218V244H219V246L220 247H226V244L229 246V248L230 247H232L233 249H235V246H238L237 244H238V240H236V237H235V235H234V233H235V229L233 228V226H232V224L231 223H229L227 220H223V218H217V220H216ZM257 223V224H258ZM10 224H7V225H9L10 226ZM16 224H19L20 225V221L18 222V223H16ZM15 224V225H16ZM237 224V223H236ZM263 224H264V221L262 222V226L261 225H257V227H258V229L260 230L261 229V227H263ZM25 226V225H24ZM93 226H95V223H93ZM239 226L240 225H238V228H239ZM243 226H240V227H242L241 228V230L242 231H244V233H246V231H247V229L246 230H243ZM261 226V227H260ZM237 226H235V228H236ZM12 228H13V226H12ZM11 228V229H12ZM16 228H21V225H20V227H18V226H16ZM16 228H15V230H16ZM25 228V227H24ZM207 228H208V226H207ZM264 228V227H263ZM2 229V228H1ZM10 229V228H9ZM8 229V230H9ZM21 229H23V227L21 228ZM20 229V230H21ZM234 229V230H233ZM252 229V228H251ZM15 230H13V232H12V230H10L11 232H12V234L15 232ZM210 230H211V233L213 234L214 232H215V229L213 230V229H211L210 228ZM210 230L208 231L209 233H210ZM233 230V231H232ZM240 230V232L242 233V231ZM250 230V229H249ZM17 231H19V229L17 230ZM22 231V230H21ZM20 231V232H21ZM203 231V230H202ZM237 231V230H236ZM262 231V230H261ZM10 232V233H11ZM19 232V233H20ZM91 232H92V230H91ZM90 232V233H91ZM94 232H95V230H93V234H94ZM234 232V233H233ZM238 232H239V230H238ZM247 232H249V231H247ZM5 233V232H4ZM16 233V232H15ZM15 233H14V236H15ZM21 233V234H22ZM241 233L239 234L238 233V236L239 235H241ZM250 233V232H249ZM18 234V233H17ZM236 234V233H235ZM248 234V233H247ZM10 235V234H9ZM19 235V234H18ZM237 235V234H236ZM4 237L6 238V240H4ZM9 237V236H8ZM12 237H13V235H12ZM240 237V236H239ZM240 239V238H239ZM240 241V240H239ZM46 242H48V243H46ZM241 243V242H240ZM264 251V250H263ZM184 252H182V254H183ZM181 255V254H180ZM259 255V252L258 253H253L252 252V256H258ZM93 258V257H92ZM181 258H182V255H181ZM180 258V259H181ZM5 260V261H6ZM93 264H94V258H93ZM205 261V263H208L207 262V258L204 260ZM203 261V262H204ZM8 264V263H7ZM219 264H220V262H219ZM253 264H254V262H253Z\"/></svg>",
  "mask_w": 264,
  "mask_h": 264
},
{
  "label": "water",
  "instance_id": "obj_3",
  "mask_svg": "<svg viewBox=\"0 0 264 264\" xmlns=\"http://www.w3.org/2000/svg\"><path fill=\"white\" fill-rule=\"evenodd\" d=\"M34 3H36L40 8H42L44 11H46L50 16H52L54 19L59 21L66 29H68L72 34H74L78 39H80L84 44H86L94 53H96L102 60H104L106 63L111 65L114 69H116L118 72H120L122 75H124L127 79H129L131 82L136 84L138 87H140L146 95L151 99L153 103V107L155 110L154 115V125L153 128L149 134L148 141H147V147L143 156L142 161L140 164L130 173L129 175V184L131 189V202L130 205L126 211L127 217L131 220L130 212L134 208L135 205V199H134V188H133V178L134 176L144 168L146 165V162L150 158V153L152 149V145L154 143L156 130L159 124L160 119V102L154 92L139 78H137L135 75L128 72L124 67H122L117 61L112 59L105 51H103L100 47H98L94 42L88 38L84 33H82L78 28H76L74 25H72L64 16L58 12L54 7L50 6L48 3H46L43 0H32ZM154 167L156 168L157 172H160V167L158 166L156 160L152 161ZM133 225V223H132ZM133 238V235H132ZM133 260H134V253L132 252ZM174 264H180L175 259L173 260ZM135 264V263H134Z\"/></svg>",
  "mask_w": 264,
  "mask_h": 264
},
{
  "label": "flooded vegetation",
  "instance_id": "obj_4",
  "mask_svg": "<svg viewBox=\"0 0 264 264\" xmlns=\"http://www.w3.org/2000/svg\"><path fill=\"white\" fill-rule=\"evenodd\" d=\"M135 177H136V175L133 178V188H134ZM128 187H129L130 196H129V203H128L126 210H125V216L129 221V227H130L129 235H130L131 245H130V250H129V256H130L131 264H134V263L139 264L138 263V257H137V237H136L135 221L132 217L133 209L136 206L135 188H134L135 205H134V208L130 212L131 220L126 215V211H127L128 207L130 205V202H131V189H130V184H129V176H128ZM132 223H133V225H132ZM132 235H133V238H132ZM163 241H164V237H163L162 233H161V238L159 241H156L153 238V248H154L153 258H154V261H152V259H150V261H152L151 262L152 264H174V262H173L174 259L171 257L169 251L163 248V246H164ZM132 252L134 253V260H133ZM180 264H183V263H180Z\"/></svg>",
  "mask_w": 264,
  "mask_h": 264
}]
</instances>
